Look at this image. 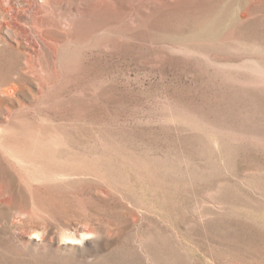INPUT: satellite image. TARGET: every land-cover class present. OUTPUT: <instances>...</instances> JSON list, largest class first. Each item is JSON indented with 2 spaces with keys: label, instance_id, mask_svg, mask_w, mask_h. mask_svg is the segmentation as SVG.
I'll return each instance as SVG.
<instances>
[{
  "label": "rangeland",
  "instance_id": "rangeland-1",
  "mask_svg": "<svg viewBox=\"0 0 264 264\" xmlns=\"http://www.w3.org/2000/svg\"><path fill=\"white\" fill-rule=\"evenodd\" d=\"M1 3L0 264H264V0Z\"/></svg>",
  "mask_w": 264,
  "mask_h": 264
},
{
  "label": "bare ground",
  "instance_id": "bare-ground-1",
  "mask_svg": "<svg viewBox=\"0 0 264 264\" xmlns=\"http://www.w3.org/2000/svg\"><path fill=\"white\" fill-rule=\"evenodd\" d=\"M39 9V8H38ZM0 11H2V12H5V11H7L6 10V8L4 7V5H3V3H1L0 4ZM41 24V23H40ZM35 25L37 26V25H39V22L37 21L36 23H35ZM42 25V24H41ZM6 28H12V25L10 24V23H6V25H4L3 23H1L0 22V30H2V29H6ZM39 30V29H38ZM33 40V39H32ZM32 47H35V43H33L32 42ZM30 51L32 52V53H34L35 52V50H34V48H30Z\"/></svg>",
  "mask_w": 264,
  "mask_h": 264
}]
</instances>
